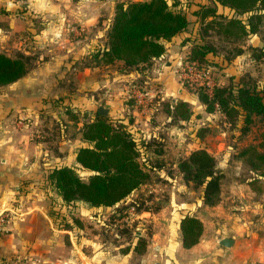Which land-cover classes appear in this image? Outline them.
Segmentation results:
<instances>
[{
  "label": "rangeland",
  "instance_id": "1",
  "mask_svg": "<svg viewBox=\"0 0 264 264\" xmlns=\"http://www.w3.org/2000/svg\"><path fill=\"white\" fill-rule=\"evenodd\" d=\"M98 1L111 4L95 9L100 18L95 32L97 30L100 32L93 37V33H87L84 27H76V25L69 27V31L77 30L75 36L78 37H72V40L83 41L86 43L85 48L88 49V46L90 48L79 57L80 68L79 71L73 72L75 77L72 74L70 78L63 79L64 83L56 87L58 94L49 96L57 97L56 99L63 98L66 101L50 102L54 114L52 117L40 119L37 128L40 131L33 136L34 141L44 144L43 150L40 152L42 161L48 158L55 161L59 158L58 163L53 167L61 164L74 165V153L72 154L70 147L64 149L63 146L66 145L64 142L76 145V137L81 138L79 128L82 122L90 120L98 110L94 108L92 101H87V99L91 100L92 97H97V92L84 89L78 83L77 77L83 68H93L96 65L93 55L99 48L104 47L107 41V32L115 14V2L123 0ZM177 1H180L181 6L179 7L182 11L187 13L189 25L186 32L174 39L175 51H167V45L170 42L166 43L165 55L161 60H157L149 66L150 70L144 77L134 81L127 79L129 81L119 82L120 88L123 86L126 88V99L129 98L134 103V111L130 113L135 117L136 122L140 121L141 124L137 127L143 130L145 135L148 132H155L157 140L163 146L160 156L151 152L146 155L148 165L151 167L147 170L150 175L148 181L118 205L91 207L83 202H64L49 180L50 172L46 168L43 169V174H32L31 177L35 178L32 181L28 180L27 176H20L16 168H13L11 172L4 171V175H0V249L7 253L0 254V264H67L60 260L68 256H70L69 258L74 257L78 248L85 251L86 254H91V247L103 250L102 253L106 259L93 264H221L220 255L222 252L218 238L224 233L221 230L220 214L219 212L213 214L206 212V207L210 206L203 203L201 190L195 189L192 184H187L179 169L180 161L187 158L192 151L205 147L215 152L220 143L230 147L227 151L229 155L227 154L228 156L225 157L226 160H222L224 162L222 168L218 166L224 174L222 184L225 194L229 196L236 185L244 184L249 186L255 194L254 198L248 200L261 202L264 205V176L258 177L242 160L236 158L237 153L247 145L259 146V150L264 151V120L255 117L247 133L240 134L239 128L226 123L220 113L209 114L206 112L207 114H205L202 110L194 107L199 112L193 114L190 119L174 118L173 113L170 112L173 111L169 107L173 105L170 98L161 102L160 117H149L147 120L143 118L144 113L141 112L143 108L138 105L135 92L144 93L150 89L154 90L148 106L155 105L160 101L163 96L157 88L159 85L156 75L154 76L155 70L158 68L167 69L166 63L169 62L170 68L174 72L179 63L186 64L185 54L191 44L199 43V37H202L203 42L213 45L216 53L207 56L209 61L215 63V66L204 69L209 73L211 87L227 85L232 78L236 81L245 75H250L256 81L258 88L264 89V18L259 24L257 34L244 39L226 40L218 34L217 27L205 29L202 19L195 15L200 7L213 6L212 0ZM84 8L87 10V7ZM110 12H112L111 22L108 20ZM217 12L219 19H225L223 15L231 16L233 14L232 11L222 6L217 7ZM47 22L44 16L34 13L29 0H0V52L10 57L25 54L23 46L19 49V46L13 44L10 38H3V35L6 36V29L12 28L11 25L20 24L26 35L29 32L40 33L45 30ZM108 23L110 25L106 28ZM185 40H189L187 44H184ZM28 48L27 45L26 49ZM34 50L35 54H26L31 57L30 68L34 67L40 57L41 50L38 47ZM240 50L242 53L238 54ZM42 58L47 60L48 54L42 53ZM113 65L100 64L97 66V71H107L111 76V73L129 75L132 70L123 71ZM154 68L156 69L153 70ZM91 71L96 72V70ZM61 72L63 71L61 70ZM67 72L70 71L66 70V75L71 73L67 74ZM174 75L184 89V93L179 96L181 98H176V103L184 101L191 109V99L197 97L193 90L198 87H204L208 92L212 90L205 85L190 84L187 78L175 73ZM144 79L145 84L143 83ZM7 86H0V95H12L14 90ZM102 93L101 90L100 94ZM67 105H70L68 106L69 114L61 116L59 112L63 111ZM168 108H170L169 112ZM44 129L47 130L44 132ZM83 145L84 143L81 146ZM223 152L225 151L220 150L219 158ZM80 173V177L84 181H87L91 175L88 171H80ZM223 201H226L224 195L220 196V200L215 206L224 205L229 212H234L231 208L232 205L239 204L235 202L225 205L226 203L224 204ZM30 209L32 212L27 215V219L23 220L28 225L30 224V228L28 229L26 226L24 230H16L18 239L11 237L13 235L10 236V234L13 231H8V229L14 221L23 219L25 214L22 213L30 211ZM177 212L182 214L180 223L182 218L187 215L195 216L202 222L203 232L199 242L191 248H184L183 244L181 245L185 250H189L201 243V250L187 253L180 246L177 247L175 239L178 235L174 228L179 217ZM50 227L64 230L68 234L51 233ZM25 235L26 237H24ZM179 235L182 240L181 229ZM32 236L37 239L35 246H31L30 249H28V245L26 248L20 246L23 238ZM46 238L47 241L50 239L52 242L61 240L67 247L57 248L56 244L49 247L43 242ZM8 246L10 248H6ZM29 252L31 255L28 256ZM26 257L31 258V261Z\"/></svg>",
  "mask_w": 264,
  "mask_h": 264
},
{
  "label": "trees",
  "instance_id": "2",
  "mask_svg": "<svg viewBox=\"0 0 264 264\" xmlns=\"http://www.w3.org/2000/svg\"><path fill=\"white\" fill-rule=\"evenodd\" d=\"M212 2L213 6L200 7L195 12L204 22L205 29L217 27L218 34L226 40L244 39L258 33L264 18V0ZM179 6L181 3L177 0L115 2L107 41L93 55L96 61L93 67L121 62L123 69L135 68L141 78L144 77L150 70L149 66L165 55L166 43L188 30L187 13ZM218 6L229 9L233 14L219 19ZM201 39L199 37V43H190L184 61L204 70L215 66L207 56L216 53L213 45ZM188 41L185 40L184 44ZM30 58L24 54L10 57L0 52V86L23 78L30 70ZM193 92L207 113H220L226 123L239 128L240 134L247 133L255 117L264 120V89L258 88L250 75L236 81L232 78L227 85H215L211 92L204 87H198ZM128 99L122 116H102L97 110L90 120L82 122L79 130L84 145L76 151L74 165L61 164L49 169L48 178L64 202L113 207L148 181L150 175L147 170L151 167L146 155L151 152L160 156L163 146L156 135H145L138 128L141 123L136 122L130 113L134 111V103ZM63 101L66 100L58 98L54 103ZM172 104L169 107L173 111L168 108V112L173 113L174 118L188 120L192 117L193 112L186 102L175 101ZM68 106H65L66 111L59 112L61 116L68 113ZM236 158L258 177L264 176V151L259 150V146L243 147ZM179 169L187 184L201 190L205 205L215 206L219 202L224 174L219 170L215 156L205 149L192 151L180 161ZM80 171L91 173L87 181L80 177ZM180 229L183 247L191 248L199 242L203 224L197 217L187 215L182 218Z\"/></svg>",
  "mask_w": 264,
  "mask_h": 264
},
{
  "label": "crops",
  "instance_id": "3",
  "mask_svg": "<svg viewBox=\"0 0 264 264\" xmlns=\"http://www.w3.org/2000/svg\"><path fill=\"white\" fill-rule=\"evenodd\" d=\"M29 3L34 13L44 16L48 24L46 29L40 33H36L35 31L33 33L29 32L26 35L20 24H14L13 26L11 25V29H6V36L3 35V38H10L13 44L19 46V49L23 46L24 55L30 53L35 54L34 49H37V47L41 51L39 52V60H37L34 67H31L23 78L7 86L14 90L12 95H0V175H4V171L11 172L13 168H16L20 176H27L28 180L32 181L35 179L31 177L32 174H43L44 168L49 170L59 161V158L55 161L52 158V160L49 158L46 160L42 158V161L40 152L43 150L44 144L34 141L33 137L34 134L40 131L37 129L40 119L43 117L46 119L48 116L52 117V114H54L52 112L53 106L51 107L50 102H54V99L57 97L49 96L58 94L56 87L64 83V80L70 78L72 74L75 77L73 72L79 71L80 68L78 64L81 62L78 61L79 57L85 54V50L87 51L90 48V46H88V49H86V43L83 41H73L72 37H78L75 36L77 30L75 31L76 33L74 31H69V27L72 25H76V27L81 26L85 28L87 33H93V37L97 36L96 33L100 31L97 30L95 32V27L100 18L95 12V9L97 10L98 7L102 5L111 4L98 0H29ZM84 7H87L88 11ZM92 9H94L92 12L89 11ZM111 17L112 12L108 15L109 22L112 20ZM109 25L108 23L106 28H108ZM27 45L32 49H26ZM175 46L176 44L173 40L167 45V51L174 52ZM42 53L48 54L47 60H43ZM113 66H117L123 71H126V69H123V64L121 62ZM170 66L168 62L166 63L167 69L158 68L154 72V76L156 75V81L159 85L157 88L163 97H161V100L156 102L155 105H151L147 110L143 109V111H141L144 113L143 118L146 120L149 117L157 118L161 115V102L169 98L172 99V102H175L176 98H181L179 96L184 93V89L182 88L183 85H181L180 81L176 78ZM97 69V67H85L77 77L78 83H80L84 89L97 92V97H92L91 100L87 99V101H92L96 110L99 106L105 107L108 110L109 117L122 116L126 111L125 94L127 92L125 86L120 88L119 82L129 81L127 79L134 81L141 78L139 71L133 68L130 70L129 75L111 73V77L107 71H97ZM61 70L63 72H61ZM66 70L71 73L67 72V74H70L66 75ZM91 70H96V72H92ZM145 83L146 81H144V84ZM101 90L103 91L102 94H100ZM191 100V110L194 112L193 114L199 112L196 111L195 108L207 114L204 106H202L203 104L197 97H192ZM46 130L47 129H44V132ZM152 133L156 135L155 132ZM76 139V145L64 142L66 145L63 146L64 149L70 147L72 154L74 153V159L75 151L83 144L80 137H76ZM202 149L213 154L218 160V166L222 168L224 164L222 160H226L225 157L229 155L227 151H229L230 147L220 143L215 152L205 147ZM220 150L225 151L221 158L218 157ZM232 161L234 162L233 159ZM224 191V185L222 184L221 196L224 195L226 198V201H223L224 204L226 203L225 205L235 202L239 203L231 206L234 212H229L224 205L206 207L207 213L213 214L214 212H219L220 214V221L222 223L221 230L224 234L218 238L219 246L223 238L233 239L232 246H220V251L222 252L220 255L221 264H264V205H262L261 202H250V200H248L249 198H254L255 194L247 185H236V187L232 189L233 195L230 194L227 196ZM30 212H32L31 209L30 211L23 212L22 214H25V217L18 221H14L8 229V231H13L12 234H10V236L13 235L11 237L18 239V232L16 233V230H24L26 226L28 229L30 228V224L28 225V223L23 221L28 218L27 215L30 214ZM177 214L179 215V217L177 216L178 222L175 223L174 228L177 231L178 237L176 236L175 240L177 247L179 248L180 246V248H183L181 247L182 240L179 235V221L182 214L180 212H177ZM50 228L52 229L51 233L60 234V232H63L64 234H68L64 230H57L53 227ZM24 237H26V235ZM43 242L49 247H52L53 244H56L57 248L67 247L61 240L52 242L50 239L47 241L46 238ZM36 244L37 239L32 236L23 238V242L20 246L26 248V245H28V249H30L31 246H35ZM71 244L73 245L72 239ZM93 244L96 245L94 242ZM6 248L10 247L8 246ZM201 248L202 245L200 243L192 249L185 250L183 248V250L189 253L197 252L201 250ZM102 252L103 250L99 248L95 247L93 249L91 247V254H86L85 251L79 250L78 248L74 257H62L63 259H61L60 262L65 261L67 264H93L95 262H103L106 259ZM5 253H7L5 250L0 249L1 255ZM29 255H31L30 252L28 253V256ZM26 259L31 261L29 257H26ZM226 260H229V262H226ZM108 261L111 262L110 259H108Z\"/></svg>",
  "mask_w": 264,
  "mask_h": 264
},
{
  "label": "built area",
  "instance_id": "4",
  "mask_svg": "<svg viewBox=\"0 0 264 264\" xmlns=\"http://www.w3.org/2000/svg\"><path fill=\"white\" fill-rule=\"evenodd\" d=\"M175 74H177L178 76H182L183 78H187V81L190 84H195L198 86H207L208 89H212L213 87H211L210 85V76L208 71H204V70H199L197 69L194 65L192 64H182L179 63V66L177 69H175L174 71ZM154 92V90L150 89V91H145L144 93L141 92H135L137 93V103L139 106H141L144 110L147 108H149V103L151 101L150 97L152 95V93ZM138 95H141V97H138Z\"/></svg>",
  "mask_w": 264,
  "mask_h": 264
},
{
  "label": "water",
  "instance_id": "5",
  "mask_svg": "<svg viewBox=\"0 0 264 264\" xmlns=\"http://www.w3.org/2000/svg\"><path fill=\"white\" fill-rule=\"evenodd\" d=\"M98 111H99L100 115H102V116H106L108 114V110L105 107H103V106H99L98 107ZM220 244L225 246V247H230L233 244V239H231V238H223L220 241Z\"/></svg>",
  "mask_w": 264,
  "mask_h": 264
}]
</instances>
